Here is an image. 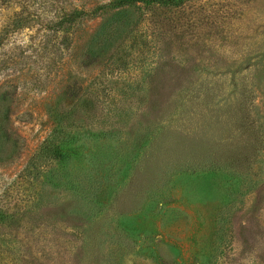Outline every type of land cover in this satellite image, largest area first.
I'll list each match as a JSON object with an SVG mask.
<instances>
[{"label":"rangeland","instance_id":"rangeland-1","mask_svg":"<svg viewBox=\"0 0 264 264\" xmlns=\"http://www.w3.org/2000/svg\"><path fill=\"white\" fill-rule=\"evenodd\" d=\"M0 0V264H264V0Z\"/></svg>","mask_w":264,"mask_h":264},{"label":"trees","instance_id":"trees-1","mask_svg":"<svg viewBox=\"0 0 264 264\" xmlns=\"http://www.w3.org/2000/svg\"><path fill=\"white\" fill-rule=\"evenodd\" d=\"M139 1L142 2V1H148V0H132V2H139ZM122 2H124V3H121L122 5L128 4V3H125V2H128L127 0H124ZM7 108H9L8 101L7 100L5 101V99L3 97H1L0 98V115L4 114V112H6V110H7Z\"/></svg>","mask_w":264,"mask_h":264}]
</instances>
